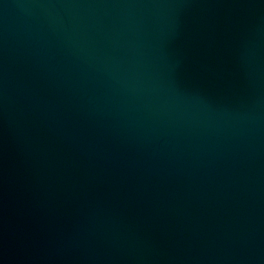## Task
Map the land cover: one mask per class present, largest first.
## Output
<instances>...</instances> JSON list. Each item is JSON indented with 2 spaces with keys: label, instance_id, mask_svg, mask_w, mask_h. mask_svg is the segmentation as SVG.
<instances>
[{
  "label": "water",
  "instance_id": "obj_1",
  "mask_svg": "<svg viewBox=\"0 0 264 264\" xmlns=\"http://www.w3.org/2000/svg\"><path fill=\"white\" fill-rule=\"evenodd\" d=\"M0 264H264V0H0Z\"/></svg>",
  "mask_w": 264,
  "mask_h": 264
}]
</instances>
